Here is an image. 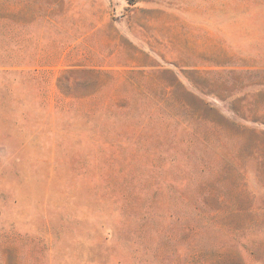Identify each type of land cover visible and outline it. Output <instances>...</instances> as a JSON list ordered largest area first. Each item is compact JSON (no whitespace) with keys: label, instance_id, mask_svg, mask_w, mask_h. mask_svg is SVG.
Segmentation results:
<instances>
[{"label":"rangeland","instance_id":"1","mask_svg":"<svg viewBox=\"0 0 264 264\" xmlns=\"http://www.w3.org/2000/svg\"><path fill=\"white\" fill-rule=\"evenodd\" d=\"M217 257L264 264V0H0V264Z\"/></svg>","mask_w":264,"mask_h":264},{"label":"trees","instance_id":"2","mask_svg":"<svg viewBox=\"0 0 264 264\" xmlns=\"http://www.w3.org/2000/svg\"><path fill=\"white\" fill-rule=\"evenodd\" d=\"M93 72H95V71H93ZM96 73H97L98 78H101L103 75H105V71H97ZM209 223H211V222L207 221V222L203 223V225H208ZM223 252H226V251H223ZM222 254H224V253H222ZM219 256H221V255H219ZM219 261H220V257H217V259H215L214 262H212L210 264H216V263H219ZM231 264H244V263H242V261H238V260L234 261L233 260Z\"/></svg>","mask_w":264,"mask_h":264}]
</instances>
